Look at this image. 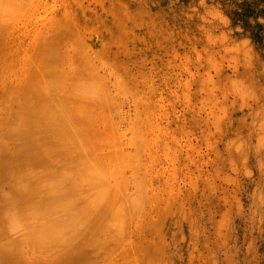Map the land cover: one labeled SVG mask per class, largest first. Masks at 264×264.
I'll list each match as a JSON object with an SVG mask.
<instances>
[{
    "label": "rangeland",
    "instance_id": "374dc122",
    "mask_svg": "<svg viewBox=\"0 0 264 264\" xmlns=\"http://www.w3.org/2000/svg\"><path fill=\"white\" fill-rule=\"evenodd\" d=\"M3 1L0 14L14 16L0 21L12 30L0 51L3 96L23 84L45 101L37 59L50 45L67 75L52 74L80 69L79 82L94 83L89 97L105 100L94 116L99 152L111 157L97 158L114 171L86 173L96 189L106 177L130 210L110 217L124 226L115 264H264V0Z\"/></svg>",
    "mask_w": 264,
    "mask_h": 264
},
{
    "label": "bare ground",
    "instance_id": "6f19581e",
    "mask_svg": "<svg viewBox=\"0 0 264 264\" xmlns=\"http://www.w3.org/2000/svg\"><path fill=\"white\" fill-rule=\"evenodd\" d=\"M17 1H14L16 3V6L18 3ZM5 2L3 6L5 4H8ZM14 2L13 0H11L10 6ZM11 7L6 8L11 9ZM2 8L3 7L0 6V11L2 10ZM13 10L9 14L16 15L17 12L13 13ZM3 11L4 9L2 10V12ZM14 11L18 10L15 9ZM2 14H0V16ZM3 17H1L3 19H0V21L3 22L4 19H7V21H11V19L6 18V15ZM6 32L7 29L4 30V27L3 30L0 29V51L5 46L4 44L6 41V37H8V34H10L12 30L10 33L9 31L8 33ZM71 33L72 32H70V34ZM49 34L51 33L49 32ZM65 36H67V33ZM48 43H50V40ZM48 43L46 44V46H48ZM56 44L60 43L56 42ZM49 47L50 45L46 48L44 46V49H46V51L44 52L55 54V59H58L57 56H60L59 58L63 61V57L61 56L64 55H61L62 53L60 54L61 49H58L57 52H59V54H56L55 51L52 52L53 49H51V52H49L47 50V48ZM53 47H56V45ZM75 47L78 48V45ZM61 52L63 51L61 50ZM33 53L35 54L36 51H33L32 54ZM48 53L46 56L44 53L45 59L42 58L43 54H41L42 57L37 56V58H42V63H40L41 60L37 59V62L39 61V64L37 65L40 66V64H42V66L40 69H38V66L33 63L36 70L42 69L41 71L45 73L46 71L48 72V70L54 67L56 68V72L54 70L52 71L51 69L52 72L49 71L48 73L53 75L52 73L55 72L57 75H60L59 73L61 71L63 74L61 73L60 76H66L67 74H64L62 70L64 69L62 68L63 62L60 59L55 62L54 58H52L53 55H51V57ZM79 53L80 52L78 51V54ZM71 54L74 55L73 51ZM71 54L69 53V55ZM75 54L76 58H78L79 56L77 55V52ZM28 58L30 59L29 56ZM81 58L82 57L78 58V60H80ZM33 59H31V62H33ZM43 59L46 61H44ZM72 59L73 58H71V61L74 62V60ZM43 62H46V64H44ZM75 62L72 64H75ZM54 63H58V66L54 65ZM60 64L62 65L60 66ZM76 65L81 66V64H77V62ZM43 66L44 68H42ZM35 68L33 67V69ZM59 68H61L60 71ZM72 69L74 70L75 68L73 67ZM83 69H85L84 66ZM57 70L59 73L57 72ZM79 70L80 69H77L75 72L73 71L74 74L78 75L77 79V76L74 77L73 73H69L70 71L65 70L68 74H73V78H71L72 76H67L68 79L65 77L64 81H66V79L67 82L68 80L71 81V79L73 81L77 80L76 82L69 81V83L62 80L64 79V76L62 79H60V76L54 74L57 76H55L54 78V75L50 76L49 74L48 76V73H45L44 76L42 75V72L39 71L38 73H41L42 76L40 79H42L44 83L48 80L47 83H45L47 84L45 86L44 84H42V81L38 82L39 88L43 85L42 87L44 91L46 90V93H44V95L47 94V97H44L46 99L45 101L43 100V103L41 101H37V98V100H35L36 93L32 92L30 89H26V86L24 87L23 84L21 87L16 86L15 88L11 89L9 94H6V96H3L4 92L0 89V264H115L119 261L117 255L113 252V250L115 249H113V247H116V227L120 225L123 226V223H120L125 220L127 216V218H129V213L126 212V210H129V207L127 208V205L126 207H124L123 203L120 204L119 202H116V199L118 197L116 191L118 192V190H114L115 188L112 186L113 184L111 186H108V182H106L108 183V185H105L106 177L105 179H103L104 183L99 178V181L96 180L97 182L101 181L103 183H99L100 185H97V187L99 186L97 189L96 186H94L95 182L93 177L99 174L101 177V173H104L102 168H104L107 164V161L105 162V160L99 162L98 158L100 157V160L104 158L106 159V156H110L111 154L106 155V152L100 151L104 153V156L106 155L104 158H102V153L99 152V150H103L101 148L103 144L101 142L102 138H100V130H96V127H98V125H95V119H97V117L95 118L94 115L99 114V111H96L95 108L98 103H101V98H99L98 94H96L97 91L95 94L98 98H96L95 94V96L93 97L96 99H91L89 97V95L91 96V93L92 95L94 93L92 92L93 89L91 88L89 94L88 90L90 86L87 88V84H89V82L90 85L92 84L90 77L88 78V83H83L84 85H82V79L80 80L81 82H79V77H83L84 75L82 74V71H80L81 73L78 72ZM87 75L88 74H85L84 76L85 82L87 81ZM89 75L93 76L92 73H89ZM95 76L93 77L96 79V81L100 82V79L97 80V76ZM43 79L46 80L44 81ZM80 85L83 87L81 88ZM100 85L101 84L99 83V86ZM96 90H98V88H96ZM93 91H95V89ZM40 92L43 94V90L40 89ZM95 100L96 102L97 100L99 102L96 103ZM104 102L105 100L102 103ZM103 108L104 107L102 106V109ZM104 110L103 112H100L103 113V116L106 114V112L104 113ZM105 117L106 115L102 118L106 120ZM107 126H104V128L106 127V130L107 128H109ZM109 126L110 128L112 127L111 124ZM94 130L96 131L94 132ZM97 131L99 135L98 133H96ZM110 131L112 132V130ZM94 134L97 137H94ZM130 135L133 136L132 134ZM96 138H98V140ZM96 141L101 142H99L101 146L97 142L100 146V149H97L98 144L96 143ZM95 146L97 147L95 148ZM104 147L105 146H103V148ZM94 148L95 152H97L96 155L93 152ZM88 155H90L91 157L96 156L92 157V162L96 160V162L100 163L98 164L101 167L96 164V162L93 163L95 164V166L98 165L99 167H95L94 164L88 165L89 163H92L88 159L90 158V156L87 158ZM115 160L117 159L115 158ZM101 162L103 165L105 163L106 164L103 166ZM112 162L113 161H111V163ZM109 166L111 165L108 163V166L106 168H109ZM90 167L93 172H97V168H99L100 170L97 174L95 173V175L91 174V177L90 175H87V173L90 171ZM94 167L97 170H94ZM85 175L87 176L84 177ZM89 176L91 177V179L93 178L92 183H90L91 181H86V178ZM91 179L88 178V181ZM75 184L76 186H74ZM101 185L105 186L103 187ZM73 186L75 187L74 190ZM100 186L102 187V189L107 186L108 188H110L108 190L109 192L111 191V188H114L112 192H114L115 194L113 193L114 195H111L112 193H109V195L108 191L105 190L107 188L106 187L103 190L105 196H101L102 194L100 191L102 189H100ZM97 190L100 193H98ZM106 196L107 201L109 200L108 198H110L111 200L108 205ZM115 196L117 197L114 199L113 197ZM124 198L125 197H123V199ZM123 199L121 197V200ZM114 203H116V205ZM114 205L119 208L115 210L116 207ZM130 205L132 208L135 206L132 203H130ZM110 206L112 207V209L114 206V209L112 210ZM122 206L124 207V209H121ZM119 209H121L123 212L125 211L124 215L127 216L124 217L123 215H121L123 214V212H118ZM112 211H116L115 214H119L121 216L118 215L114 217V212ZM112 216L113 220L114 218H119L121 220L122 217L124 219H122V221L120 222L119 219L117 220V222L120 224L119 225L116 223V220L115 222L110 221V217ZM112 227L114 228V230ZM126 228L127 227H125V229ZM122 229L123 228L121 227L118 228V230H120V232L118 231V235L119 233L123 235V233H121V231L124 232ZM120 236L121 235H119V237ZM117 241L119 242L120 240Z\"/></svg>",
    "mask_w": 264,
    "mask_h": 264
}]
</instances>
